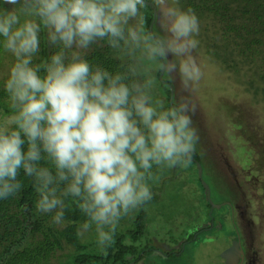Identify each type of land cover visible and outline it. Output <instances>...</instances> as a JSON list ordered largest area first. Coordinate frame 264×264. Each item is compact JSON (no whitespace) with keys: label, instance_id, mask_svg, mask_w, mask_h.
<instances>
[{"label":"clouds","instance_id":"clouds-1","mask_svg":"<svg viewBox=\"0 0 264 264\" xmlns=\"http://www.w3.org/2000/svg\"><path fill=\"white\" fill-rule=\"evenodd\" d=\"M0 5L2 46L15 58L4 85L11 112L0 115V200L21 191L22 170L32 178L37 212L53 214L52 223L63 227L71 197L86 217L76 235L94 233L106 252L121 221L152 199L154 167L187 168L196 154L197 104L191 94L204 76L194 55L200 21L181 0H0ZM148 8L159 31L147 27ZM42 32L58 50L34 64ZM102 42L122 57L121 70L86 59ZM154 72L172 81L179 77L181 91L189 95L177 99L174 92L166 106L154 95ZM233 127L239 132L241 124ZM236 137L250 155L248 141ZM232 168L228 160L225 169ZM235 206L240 208L238 202L230 207L231 221Z\"/></svg>","mask_w":264,"mask_h":264},{"label":"trees","instance_id":"trees-1","mask_svg":"<svg viewBox=\"0 0 264 264\" xmlns=\"http://www.w3.org/2000/svg\"><path fill=\"white\" fill-rule=\"evenodd\" d=\"M5 7L9 6L5 5ZM181 7L192 8L200 21V33L196 37L200 41L198 49H203L207 57L219 61L221 66L227 62L239 61L241 66L246 67L243 75L248 74L252 77L247 91L258 101L264 102V0H181ZM151 12V8L146 10L147 27L159 31L158 26L153 24ZM2 40L3 38L0 37V52ZM102 43L104 45L102 47L93 45L86 59L91 64H99L112 72L121 70L120 65L124 62L122 57L110 49L106 42ZM57 50L56 47H49L46 34L42 32L40 51L34 56L33 63H43ZM7 53L8 60L15 62L13 55L10 52ZM227 68L228 73L233 75L238 73L235 66ZM153 74L156 77L154 95L163 99L166 106H170L174 92L177 97L174 81L159 72ZM6 80L0 79V115L4 116L10 115L11 112L4 102L5 97H8L4 87ZM193 126L198 128L201 124L196 121V123L193 122ZM198 150L197 146L196 154L189 164L192 168L195 167V162L201 168L200 161L203 164L209 162L207 156L203 158ZM240 151L241 156L249 155L242 148ZM232 152L233 150L228 152L229 156L236 159L237 156L231 155ZM41 163L44 165L43 161ZM238 163L245 167L244 171L248 173L245 176L246 179L254 177V170L249 169L252 163L250 158L247 165L239 159ZM208 167L213 168L211 163ZM183 169L185 168L177 167L157 171L154 167L153 171L157 173L158 179L151 182V190L154 191L153 183L162 188L163 183L170 182L172 185L169 190L174 193L175 170ZM202 178L199 179L200 184L203 183ZM18 179L23 185L21 191L6 200H0V264H150L151 260L147 259L146 255L154 254L155 258L160 259L162 263L163 255L171 256L165 250L156 251L155 246L153 248L150 246L153 243L156 244L151 241L159 231H156L153 226L157 221L155 217L162 214L161 208L155 204V198L152 197L139 211L121 221L115 235V242L106 252H102L96 245L94 233H89L85 238L76 235L78 226L86 217L71 197L66 200L68 206L65 209V226L56 228L55 224L51 223L53 214H41L35 208L38 196L34 190L32 178L27 177L21 170ZM261 188L264 189V183ZM174 194L177 195V193ZM204 195L202 192L201 200ZM231 206L233 204L230 203L229 207ZM212 211L213 209L209 216ZM246 216L244 213L243 222L248 224ZM210 219L213 223V219ZM239 221L235 219L234 222L238 224ZM234 222L232 221L231 225L234 226ZM211 227L213 226L210 225L209 228ZM232 230L235 237L239 236L235 227ZM198 232L199 230L194 231L190 228L188 234L181 236L178 240L187 244L190 238L197 236ZM169 250L170 248L167 251ZM181 256L178 255L177 258Z\"/></svg>","mask_w":264,"mask_h":264},{"label":"rangeland","instance_id":"rangeland-1","mask_svg":"<svg viewBox=\"0 0 264 264\" xmlns=\"http://www.w3.org/2000/svg\"><path fill=\"white\" fill-rule=\"evenodd\" d=\"M194 55L202 67L204 76L196 91L191 94L197 104V111L192 119L193 122L201 124L197 128L198 153L203 158L207 156V163L213 166L211 169L208 164L200 161L201 178L203 177L202 181L208 187L209 200L215 207L209 216V202H206L204 197L201 200L200 193L204 189L197 178L196 166L175 170L173 181L176 184L173 190L177 195L169 190L172 185L170 182L163 183L162 188L153 183L152 189L156 193L152 191V197L163 215L160 213L155 217L157 221L153 226L159 231L151 241L156 243L151 244V248L155 246L156 251L176 249L177 243L181 244L178 239L188 234L190 228L199 232L189 243L183 244V248L180 245L178 253L175 251V256L163 255L162 260L165 263L156 259L154 254L146 255V258L151 260L150 264H222L219 256L230 246V238H235L229 205L238 202L242 209H237V206L233 208V221L242 220L245 212L248 222H238L242 237L247 241V250L249 249L244 264H264V189L261 188L264 183V102L258 101L247 91L252 77L243 75L246 67L241 66L239 61L227 62L223 67L219 61L207 57L203 49H197ZM13 62L14 60H8V53L2 46L0 79H8L9 68ZM230 66H235L238 73H228L227 67ZM174 83L177 99L181 95H189L181 91L179 77ZM5 98L4 102L8 105V97ZM237 123L241 124L239 132L233 130V124ZM236 135L242 141H248L246 144L250 155L241 156L242 146ZM231 150V155L235 154L236 159L229 156L228 152ZM249 158L253 159L249 169L252 168L255 174L254 177L246 179L248 173L246 170H240L242 166L238 165V159L247 165ZM228 160L233 166L231 170L225 169ZM218 205L221 207L216 208ZM210 218L213 219L212 224ZM210 225L213 227L206 229ZM234 251H227L230 252L226 255L227 259L225 258L227 264H232ZM222 254L224 257L226 253ZM178 255L184 257L177 258Z\"/></svg>","mask_w":264,"mask_h":264},{"label":"flooded vegetation","instance_id":"flooded-vegetation-1","mask_svg":"<svg viewBox=\"0 0 264 264\" xmlns=\"http://www.w3.org/2000/svg\"><path fill=\"white\" fill-rule=\"evenodd\" d=\"M233 227H235L237 229V231H238V235L239 236L236 235V237H237L236 241L239 242V247H240L241 255L239 257V254H237L236 251H234V254H232V255H233V257H236V255H237L239 257V264L240 263L244 264L246 262V260H247L246 253H248V250H249V249L247 250V243H246L247 241L242 237V233L241 232L239 233V230H240L239 229V226L237 224H234ZM177 244H178V246L181 245V248H183V244H185V243L182 242L181 244H179V243H177ZM177 248L176 249L170 248V251H168L166 253H170L171 255H174L175 256L176 255L175 254L176 253L175 251H177Z\"/></svg>","mask_w":264,"mask_h":264},{"label":"water","instance_id":"water-1","mask_svg":"<svg viewBox=\"0 0 264 264\" xmlns=\"http://www.w3.org/2000/svg\"><path fill=\"white\" fill-rule=\"evenodd\" d=\"M198 169H199V165H198ZM199 176H200V174H199ZM201 186L203 187V189L205 191L204 198H205V200L207 202H209V200H208V188H207L206 185H204V183H201ZM209 205H210V208H214V206L212 204H210V202H209ZM216 208H219V207H216ZM238 247H239V244H238L237 241L236 242L235 241H231L230 242V246L227 249H225L223 252H221V254L219 256L221 258L222 264H227V261H226L227 257H226V255H228V253H230V252H227V251H229L231 249L232 250H235L237 252V254H239V257H240L241 251L238 249ZM222 253H226L224 257H223V254ZM239 257L236 255V257L233 259L232 264H239Z\"/></svg>","mask_w":264,"mask_h":264}]
</instances>
